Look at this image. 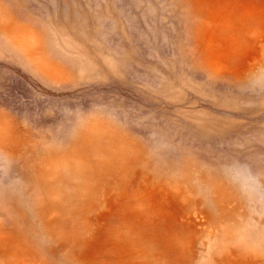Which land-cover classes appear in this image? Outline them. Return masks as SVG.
<instances>
[{"label": "rangeland", "instance_id": "374dc122", "mask_svg": "<svg viewBox=\"0 0 264 264\" xmlns=\"http://www.w3.org/2000/svg\"><path fill=\"white\" fill-rule=\"evenodd\" d=\"M0 264H264V0H0Z\"/></svg>", "mask_w": 264, "mask_h": 264}]
</instances>
